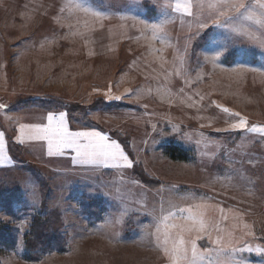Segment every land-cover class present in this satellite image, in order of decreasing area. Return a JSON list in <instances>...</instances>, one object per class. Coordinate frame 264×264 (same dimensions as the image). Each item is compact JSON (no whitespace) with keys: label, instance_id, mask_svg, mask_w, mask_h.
<instances>
[{"label":"rangeland","instance_id":"rangeland-1","mask_svg":"<svg viewBox=\"0 0 264 264\" xmlns=\"http://www.w3.org/2000/svg\"><path fill=\"white\" fill-rule=\"evenodd\" d=\"M176 2L0 0V264H264V0ZM49 112L128 160L20 142ZM36 219L62 248L29 255Z\"/></svg>","mask_w":264,"mask_h":264},{"label":"snow or ice","instance_id":"snow-or-ice-1","mask_svg":"<svg viewBox=\"0 0 264 264\" xmlns=\"http://www.w3.org/2000/svg\"><path fill=\"white\" fill-rule=\"evenodd\" d=\"M211 8H220L224 11L219 13V16L214 23L227 26V20L230 18L229 13L232 10L240 12L241 9H247L248 6L242 2L231 3L230 0H217L216 4H210ZM192 3L191 0H177L175 4V10L184 12L191 15ZM98 15L100 13H97ZM219 17H224V21H221ZM247 19H252L251 16L246 17ZM261 23V21H257ZM205 25L201 24L200 27ZM155 27V26H153ZM119 99V97H116ZM227 111V109H224ZM64 113H59L58 117L56 113L49 112L47 115L48 123L46 125L33 124V125H20L21 141L23 142V137L27 136L31 140H46L48 145V154H53V148L55 147H65L74 149L79 157H81L86 162H95L96 160L103 161H127L128 157L125 156L124 152L121 150L120 145L115 141H108V138L96 131H81V132H69L67 127L64 125ZM238 115V114H237ZM247 128V120L239 119L237 122L231 125L229 130H244ZM252 131H260L264 133V127L257 128L253 126ZM3 134L0 133V148L3 147L2 144ZM125 166L130 167L131 164ZM219 243V240L216 241ZM176 255L186 256V249H176ZM197 251L195 245L192 247L193 259L189 261V264H195V257ZM172 264H176V260H172Z\"/></svg>","mask_w":264,"mask_h":264},{"label":"trees","instance_id":"trees-1","mask_svg":"<svg viewBox=\"0 0 264 264\" xmlns=\"http://www.w3.org/2000/svg\"><path fill=\"white\" fill-rule=\"evenodd\" d=\"M162 149L172 159H185L184 151L176 145L165 144ZM51 226L52 222L49 219H36L35 222L32 223L30 232L26 238V247L30 252L29 255L38 257L39 252L63 247V241L59 240V236H57L58 234L55 230H51ZM1 242L5 243L4 240L0 239V243Z\"/></svg>","mask_w":264,"mask_h":264}]
</instances>
